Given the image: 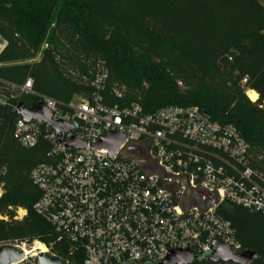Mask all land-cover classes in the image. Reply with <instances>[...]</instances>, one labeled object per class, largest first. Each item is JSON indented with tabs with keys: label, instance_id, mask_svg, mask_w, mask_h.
<instances>
[{
	"label": "trees",
	"instance_id": "16d2710c",
	"mask_svg": "<svg viewBox=\"0 0 264 264\" xmlns=\"http://www.w3.org/2000/svg\"><path fill=\"white\" fill-rule=\"evenodd\" d=\"M252 10L243 0H0V36L7 43L0 52V94L11 95L9 85L21 87L31 78L36 93L69 103L91 96L104 67L107 104H119L120 93L147 113L199 106L238 129L249 145L251 167L264 174V49L246 53L231 37L244 31ZM257 16L264 30V5ZM249 75L246 88L260 96L255 103L242 87ZM16 103L30 110L38 100L22 95L0 103V240L34 233L36 224L28 220L19 227L15 221L16 210L24 208L49 234L48 243L54 242L51 254L64 264H84L81 254L56 242L52 227L34 210L40 191L31 175L49 161L50 146L41 140L26 148L15 138ZM222 213L243 252L258 255L251 264H264V214L238 206Z\"/></svg>",
	"mask_w": 264,
	"mask_h": 264
},
{
	"label": "built area",
	"instance_id": "2783aa9c",
	"mask_svg": "<svg viewBox=\"0 0 264 264\" xmlns=\"http://www.w3.org/2000/svg\"><path fill=\"white\" fill-rule=\"evenodd\" d=\"M108 80V70L100 68L91 96L69 103L36 93L31 78L21 87L9 85L11 95L0 94L9 103L35 96L53 122L76 127L65 142L84 145H65L50 125L19 117L15 122L22 146L33 148L41 140L50 146L49 161L31 178L40 191L34 210L52 227L56 242L81 254L84 264H161L173 252L197 257L218 244L242 254L236 229L222 210L238 206L264 214V174L251 167L249 145L238 129L196 105L147 113L120 93L119 104H107ZM247 83L245 78L248 96ZM102 133L125 137L114 155L94 148Z\"/></svg>",
	"mask_w": 264,
	"mask_h": 264
},
{
	"label": "water",
	"instance_id": "95a60500",
	"mask_svg": "<svg viewBox=\"0 0 264 264\" xmlns=\"http://www.w3.org/2000/svg\"><path fill=\"white\" fill-rule=\"evenodd\" d=\"M4 103L5 100L0 98V103ZM14 113L29 123L35 121L39 125H50L57 133L59 139L65 145H71L75 147L84 146L77 140L71 142H65L64 138L70 131L76 130L73 125L66 124L63 121L53 122L52 113L44 107L42 103L34 109H26L22 104L13 105ZM125 142V137L120 134H101V141L94 146L98 148H108L112 155H114L120 146ZM258 255L251 251H245L240 255H232L230 248L224 244H218L214 250L209 254L193 257L190 252L176 251L169 255V257L161 264H194L199 261H211L214 263L219 262H233L236 264H251L258 260ZM25 259L24 250H20L14 246H4L0 248V264H20ZM37 264H64L63 260L56 256H48L45 253L39 254L37 257ZM131 264V263H126Z\"/></svg>",
	"mask_w": 264,
	"mask_h": 264
},
{
	"label": "rangeland",
	"instance_id": "374dc122",
	"mask_svg": "<svg viewBox=\"0 0 264 264\" xmlns=\"http://www.w3.org/2000/svg\"><path fill=\"white\" fill-rule=\"evenodd\" d=\"M244 2L248 3L250 7H252V12L249 15V18L247 19V24L245 26L244 31L242 33H235L233 36H231L233 39V42L242 47V49L248 53L254 50H260L262 51L264 49V30L262 29L261 22L259 20V17L257 16L259 7L264 5V0H243ZM193 19L200 18V15L194 14ZM200 41V39H198ZM3 38L0 36V43H3ZM232 42V43H233ZM230 43V49L233 48V45ZM40 55L37 57V60L40 59ZM35 60V61H37ZM247 79H253V76H246ZM259 96V95H258ZM248 97V96H247ZM260 97V96H259ZM249 98V97H248ZM250 99V98H249ZM4 191L3 188L0 187V199L3 196ZM19 215V216H18ZM18 216V219H17ZM1 219V215H0ZM33 215H29L27 209L24 208H18L16 210V216L15 221L18 223V226L24 227L26 222L29 220L31 222V225H34V233L28 232V233H22L20 236L16 238H7L0 240V248L4 246H14L18 247L19 249H25L24 251L32 252L35 248L39 247V245H43L47 250L44 252L45 254H50L48 249L52 245L53 242H49V234L44 231L43 229L39 228L38 225H40L37 220H35ZM36 226L38 228H36ZM41 251H37L36 253H31L27 260L23 264H36L35 255L39 254Z\"/></svg>",
	"mask_w": 264,
	"mask_h": 264
},
{
	"label": "bare ground",
	"instance_id": "6f19581e",
	"mask_svg": "<svg viewBox=\"0 0 264 264\" xmlns=\"http://www.w3.org/2000/svg\"><path fill=\"white\" fill-rule=\"evenodd\" d=\"M248 96L253 102H256L258 100V98H259L258 94L255 93V92H250L248 94ZM39 250L42 251V252H45L46 248L43 245H39V247L35 248L32 252L25 251V253H26L25 255L29 256L31 253H36Z\"/></svg>",
	"mask_w": 264,
	"mask_h": 264
},
{
	"label": "crops",
	"instance_id": "0c3cea01",
	"mask_svg": "<svg viewBox=\"0 0 264 264\" xmlns=\"http://www.w3.org/2000/svg\"><path fill=\"white\" fill-rule=\"evenodd\" d=\"M1 52V51H0ZM252 92H255V91H252ZM255 93H257V92H255Z\"/></svg>",
	"mask_w": 264,
	"mask_h": 264
}]
</instances>
